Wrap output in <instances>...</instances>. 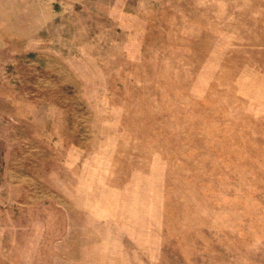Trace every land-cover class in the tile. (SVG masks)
Returning <instances> with one entry per match:
<instances>
[{"label": "rangeland", "instance_id": "obj_1", "mask_svg": "<svg viewBox=\"0 0 264 264\" xmlns=\"http://www.w3.org/2000/svg\"><path fill=\"white\" fill-rule=\"evenodd\" d=\"M0 264H264V0H0Z\"/></svg>", "mask_w": 264, "mask_h": 264}]
</instances>
